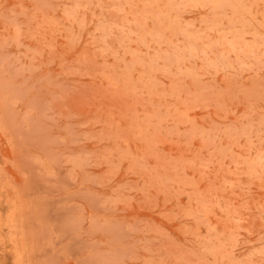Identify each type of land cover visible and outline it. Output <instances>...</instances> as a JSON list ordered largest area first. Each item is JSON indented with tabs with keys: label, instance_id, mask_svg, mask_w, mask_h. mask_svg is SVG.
Segmentation results:
<instances>
[{
	"label": "rangeland",
	"instance_id": "obj_1",
	"mask_svg": "<svg viewBox=\"0 0 264 264\" xmlns=\"http://www.w3.org/2000/svg\"><path fill=\"white\" fill-rule=\"evenodd\" d=\"M0 264H264V0H0Z\"/></svg>",
	"mask_w": 264,
	"mask_h": 264
}]
</instances>
